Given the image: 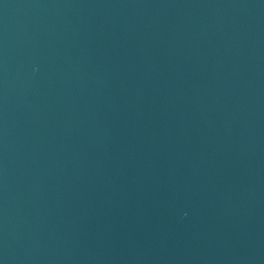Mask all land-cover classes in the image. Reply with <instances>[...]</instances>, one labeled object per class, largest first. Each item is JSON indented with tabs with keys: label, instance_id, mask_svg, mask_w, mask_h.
Instances as JSON below:
<instances>
[{
	"label": "water",
	"instance_id": "95a60500",
	"mask_svg": "<svg viewBox=\"0 0 264 264\" xmlns=\"http://www.w3.org/2000/svg\"><path fill=\"white\" fill-rule=\"evenodd\" d=\"M0 264H264V0H0Z\"/></svg>",
	"mask_w": 264,
	"mask_h": 264
}]
</instances>
